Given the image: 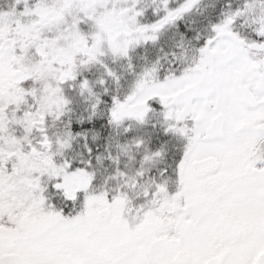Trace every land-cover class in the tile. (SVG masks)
I'll use <instances>...</instances> for the list:
<instances>
[{
	"label": "snow or ice",
	"instance_id": "6c2138e0",
	"mask_svg": "<svg viewBox=\"0 0 264 264\" xmlns=\"http://www.w3.org/2000/svg\"><path fill=\"white\" fill-rule=\"evenodd\" d=\"M0 264H264V0H0Z\"/></svg>",
	"mask_w": 264,
	"mask_h": 264
}]
</instances>
